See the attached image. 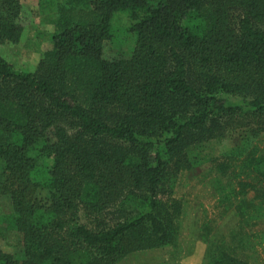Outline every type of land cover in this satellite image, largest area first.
Returning <instances> with one entry per match:
<instances>
[{"label": "trees", "instance_id": "16d2710c", "mask_svg": "<svg viewBox=\"0 0 264 264\" xmlns=\"http://www.w3.org/2000/svg\"><path fill=\"white\" fill-rule=\"evenodd\" d=\"M38 6L51 49L33 69L0 55V236L14 237L0 264L176 247L178 176L207 162L235 221L203 223L202 264H264V0ZM21 12L0 0V44L21 40Z\"/></svg>", "mask_w": 264, "mask_h": 264}, {"label": "rangeland", "instance_id": "374dc122", "mask_svg": "<svg viewBox=\"0 0 264 264\" xmlns=\"http://www.w3.org/2000/svg\"><path fill=\"white\" fill-rule=\"evenodd\" d=\"M22 5L21 23L23 36L19 42L0 44V55L19 67L35 68L42 54L51 49L50 33L55 30L50 16L39 13L38 0H20ZM105 54L112 56L115 48L106 42ZM236 134L215 142L216 151L227 148L236 142ZM219 149V150H218ZM214 154L213 152H211ZM215 155V154H214ZM211 164L204 163L196 168L182 171L177 179L174 195L180 199L182 213L179 218L178 246H166L139 251L126 256L117 264H202L206 243L201 239V227L210 221L213 231H223L234 224V216L219 214L217 196L210 183ZM14 237L2 238L0 248L8 249ZM264 259V251L259 249Z\"/></svg>", "mask_w": 264, "mask_h": 264}]
</instances>
